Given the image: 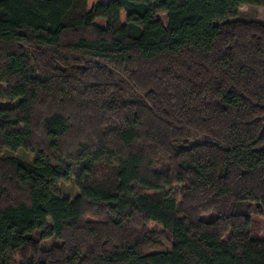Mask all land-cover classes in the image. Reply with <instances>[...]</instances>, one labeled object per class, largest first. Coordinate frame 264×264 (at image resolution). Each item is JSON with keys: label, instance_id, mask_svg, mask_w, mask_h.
Instances as JSON below:
<instances>
[{"label": "trees", "instance_id": "obj_1", "mask_svg": "<svg viewBox=\"0 0 264 264\" xmlns=\"http://www.w3.org/2000/svg\"><path fill=\"white\" fill-rule=\"evenodd\" d=\"M244 5L264 0H0V264H264V22Z\"/></svg>", "mask_w": 264, "mask_h": 264}, {"label": "rangeland", "instance_id": "obj_2", "mask_svg": "<svg viewBox=\"0 0 264 264\" xmlns=\"http://www.w3.org/2000/svg\"><path fill=\"white\" fill-rule=\"evenodd\" d=\"M96 1L98 0H87V8H90L93 5V3ZM103 1H106V0H103ZM237 18L241 20H258V21L264 22V7H254V6H247V5L241 6L238 8ZM119 19L121 23L125 22L124 12L120 13ZM157 19L163 25H166V16L164 13L157 14ZM94 23L95 25L99 27H104L106 24V21L104 19L98 18L95 20ZM15 103L16 102H12V103L2 102L0 103V106L8 107V106L14 105ZM190 142L197 143L199 142V138L193 137L190 140ZM9 154L26 163H31L34 160V155L32 153L23 151V150H19L16 153H9ZM110 169L111 168H106V167L100 168L98 170V177L99 178H108V177L110 178L112 176V171H110ZM58 189L62 196L68 197L70 199H73L78 194V189L76 188L72 180L67 183L59 184ZM254 218L255 220L260 221V227H259V232L257 233V236L259 237V239L264 240V219L259 220L257 217H254ZM142 224L143 223L141 222L138 224V226L140 227ZM144 226L146 227L148 231L157 233L162 236L160 239V242L164 250H168L170 248L169 243L164 240L165 238L164 235L166 234L163 231V228L159 224L153 223V222H147L144 224ZM42 244L44 247H50L52 245L57 244V242L48 240L46 242H43Z\"/></svg>", "mask_w": 264, "mask_h": 264}]
</instances>
